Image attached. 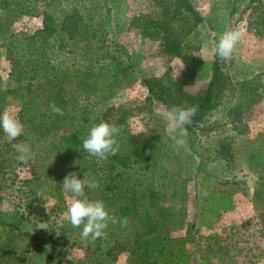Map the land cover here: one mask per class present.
<instances>
[{"label": "rangeland", "instance_id": "1", "mask_svg": "<svg viewBox=\"0 0 264 264\" xmlns=\"http://www.w3.org/2000/svg\"><path fill=\"white\" fill-rule=\"evenodd\" d=\"M60 1L59 8L75 7L100 26L98 38L67 42L63 50L57 42L44 55L47 68L33 63L21 70L9 57L19 59L23 37L41 29V18L0 8V113L18 116L31 91L61 82L69 126L73 115L88 130L102 120L116 121L119 135L159 148L152 185L163 225L156 243L163 250L150 264H264V0H189L202 21L177 13L169 27L183 39L181 53L191 56L186 63L147 35V26L163 19L158 0ZM229 30H239L241 39L231 59L221 62L225 85L218 104L178 148L163 118L165 107L148 89L161 93L186 76L182 90L194 103L210 80L212 48ZM20 143L34 154L27 164L18 159L14 145ZM41 150L33 139L13 140L0 129V222L37 235L53 258L35 249L24 253L30 242L24 236L19 264H87L90 236L82 238L83 226L73 227L62 215L70 196L54 181ZM110 244L104 264H139L129 240Z\"/></svg>", "mask_w": 264, "mask_h": 264}, {"label": "trees", "instance_id": "2", "mask_svg": "<svg viewBox=\"0 0 264 264\" xmlns=\"http://www.w3.org/2000/svg\"><path fill=\"white\" fill-rule=\"evenodd\" d=\"M158 1L163 10V19L152 23V28L147 26L151 30L147 35L154 36L153 39L167 54L186 63L191 56L181 53L183 39L171 33L170 22L177 13L194 22H201L202 18L189 0ZM251 1L254 3L259 0ZM60 2V0H0L1 10L11 6L17 7L20 14L41 18L42 22L39 31L23 37L25 50L22 49L23 53L19 59L16 56L9 57L13 67L19 65L22 70L28 64L34 63L45 69L47 66L44 55L46 51L53 50L57 42V50H63L67 42L86 44L98 38L100 26L95 25L92 20L83 18L75 7L68 10L59 8ZM172 2L176 8V12L173 13ZM52 40L54 43H51ZM221 62L222 60L213 54L207 88L194 103L182 90L188 81L186 76L178 81H172L169 89L164 88L161 93L149 87L150 97L159 100L166 110L172 106L195 105L197 114L192 118L191 125L186 126L187 133H190L211 115L218 104L217 100L225 85ZM48 83H52V80L49 79ZM60 83L45 89L41 84V90L38 88L31 91L18 116L24 125L23 137L33 139L35 146L45 152L43 160L49 164L46 167L53 171L54 181L57 184L63 183L64 177L70 172L78 173L80 179L95 177L99 187L85 189L88 199L102 200L109 214L117 220L115 224H109L102 237L97 239L89 237L90 246L86 249L84 261H87V264H104L109 257L110 243L124 238L130 242V252L135 261L139 264H150L163 250V247L156 243V238H159L163 231V225L161 210L153 207L156 192L152 185L154 171L160 160L159 148L152 143L139 142L134 140L132 135L124 134L115 137L119 146L115 155H109L106 160L90 156L82 147L90 129H85L74 115L69 126L65 87ZM53 103L62 110V115L52 111L50 105ZM109 123H115L119 127L116 121ZM72 124H75L73 129ZM229 157L234 158V155ZM162 211L164 212V209ZM36 232L42 233L38 230ZM24 236H29L30 239L24 246V253L29 254L34 249L40 250L53 263L52 256L43 250L37 235L20 231L13 222H0V264L20 263L22 258L20 243ZM46 239L53 247L55 241L51 237Z\"/></svg>", "mask_w": 264, "mask_h": 264}, {"label": "clouds", "instance_id": "3", "mask_svg": "<svg viewBox=\"0 0 264 264\" xmlns=\"http://www.w3.org/2000/svg\"><path fill=\"white\" fill-rule=\"evenodd\" d=\"M241 39L239 30H229L224 32L218 43L212 48V52L221 60H230L236 45ZM52 111L56 114H63L62 110L54 103L50 105ZM197 114V107L193 106H172L163 113V118L168 122V128L174 133L172 139L175 146L180 148L186 144L185 137L188 135L187 127L191 125L192 118ZM0 129L9 138L15 140L24 134V125L10 110H4L0 113ZM121 129L115 123L101 121L94 125L83 140L82 147L90 156L98 160H106L109 155H115L118 151V144L115 139ZM19 153L18 159L24 164L34 155L29 146L20 143L14 145ZM76 172L68 173L63 180V191L70 194L71 203L67 211L62 215L73 227L82 228V238L87 239L91 236L93 239L102 237L109 224L117 222L114 216H111L102 200L88 199L85 189H95L99 187L95 177L83 179L78 178ZM39 229L47 230V223H40ZM60 232H57L59 235Z\"/></svg>", "mask_w": 264, "mask_h": 264}]
</instances>
